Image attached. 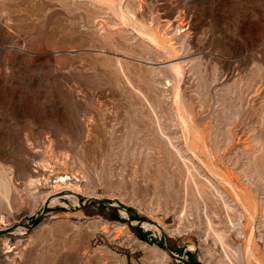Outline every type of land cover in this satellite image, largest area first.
<instances>
[{
  "label": "rangeland",
  "instance_id": "374dc122",
  "mask_svg": "<svg viewBox=\"0 0 264 264\" xmlns=\"http://www.w3.org/2000/svg\"><path fill=\"white\" fill-rule=\"evenodd\" d=\"M0 166V264H264V0H0Z\"/></svg>",
  "mask_w": 264,
  "mask_h": 264
},
{
  "label": "bare ground",
  "instance_id": "6f19581e",
  "mask_svg": "<svg viewBox=\"0 0 264 264\" xmlns=\"http://www.w3.org/2000/svg\"><path fill=\"white\" fill-rule=\"evenodd\" d=\"M141 8V7H140ZM152 8V7H151ZM156 10V9H155ZM125 12H124V10L123 9H121V13L120 14H122L123 16H125V14H124ZM162 20V19H161ZM175 21H177L178 22V20H176L175 19ZM130 22V21H129ZM171 22H174V21H171ZM171 22H169V23H171ZM176 23V22H175ZM183 23V20L182 19H180L179 20V24H182ZM131 24V23H130ZM177 24V23H176ZM176 24H175V27H176ZM188 25V24H187ZM137 27V26H136ZM135 27V28H136ZM139 28H141V27H139ZM180 28H182V27H180ZM142 30H140L139 31V34H145L147 37H149V39H150V36L149 35H152V37L154 36L153 34H151V32L149 31V30H147V29H145V28H141ZM176 29V28H175ZM179 31V30H178ZM141 32V33H140ZM140 36H142V35H140ZM144 36V35H143ZM142 36V37H143ZM145 37V36H144ZM151 37V38H152ZM160 37V36H159ZM153 40V39H152ZM156 39L154 38V41H155ZM157 41V40H156ZM155 41V42H156ZM160 46V45H159ZM172 69L177 73V75L179 76L180 75V65L178 64H173L172 65ZM182 70V69H181ZM263 93V92H262ZM257 95V94H256ZM180 110V109H179ZM184 113V112H183ZM186 117V116H185ZM185 120V119H184ZM48 138V137H47ZM239 138V137H238ZM31 142V141H30ZM49 142V141H48ZM252 143V142H251ZM30 145H31V143H30ZM33 146V145H32ZM45 147V146H44ZM51 147V146H50ZM53 147V146H52ZM37 150H38V148H36ZM42 149V148H41ZM45 151H44V154L46 153V155L45 156H47L49 153L48 152H51L50 150H48V148L47 147H45ZM34 151H36V150H34ZM52 151H53V148H52ZM36 153V152H35ZM48 153V154H47ZM52 153V152H51ZM39 155H41V154H39ZM62 155V154H61ZM68 156V155H67ZM55 157V156H54ZM65 156H63V158H64ZM67 158V157H66ZM58 159V158H57ZM56 159V160H57ZM253 159V158H252ZM44 160V159H43ZM60 160V159H59ZM44 161H46V159L44 160ZM50 161V160H49ZM41 163V162H40ZM62 163V162H61ZM33 164H35L34 162H33ZM37 164V163H36ZM44 164L45 165H47V166H51L50 164H53L52 162H48V161H46V162H44ZM64 164V163H63ZM44 165V166H45ZM54 165V164H53ZM36 166V165H35ZM42 166V165H41ZM77 166V165H76ZM1 167V166H0ZM52 167V166H51ZM36 168V167H35ZM40 168V167H39ZM42 168H44V167H42ZM46 168V167H45ZM44 168V169H45ZM23 170V169H22ZM46 170V169H45ZM20 171V170H19ZM25 172V171H24ZM35 173V172H34ZM81 173V172H80ZM11 176V175H10ZM81 176V175H80ZM25 177H28V176H25ZM30 177H31V175H30ZM29 177V178H30ZM63 177V176H62ZM61 177V180H64L63 178ZM60 178V177H59ZM65 178H67L66 176H65ZM74 178V177H73ZM31 179H33V178H31ZM30 179V180H31ZM85 180H86V178H85ZM26 181V180H25ZM65 181V180H64ZM24 182V181H23ZM36 182V181H35ZM40 182V181H39ZM66 182V181H65ZM18 183V182H17ZM28 183V182H27ZM67 183V182H66ZM3 184V183H2ZM31 184V183H30ZM5 185V184H4ZM18 186V185H17ZM23 188V187H22ZM35 189V188H34ZM45 192V191H44ZM30 193V192H29ZM235 195H236V197H237V200L241 203V204H243V205H245V206H247V208L249 209V210H253V209H256V205H255V202H254V200H252L251 198L248 200V201H246L247 199H243V197H242V195L238 192V191H235ZM248 196V195H247ZM239 203V204H240ZM246 208V207H245ZM244 209V208H243ZM246 211V210H245ZM255 211V210H254ZM252 212V211H251ZM248 213V212H247ZM252 214V213H251ZM252 235V234H251ZM223 236H221V235H219V237H218V239L220 240L221 238H222ZM223 239V238H222ZM221 241V240H220ZM252 247H253V243H252V240H251V238H249L248 239V243H247V245H246V247L243 249V256L244 257H246L247 255H252ZM7 251V250H6ZM5 251V252H6ZM9 251V250H8ZM4 252V251H3ZM13 252V251H12ZM16 253V252H15ZM3 254V253H2ZM12 259V258H11ZM250 264V263H249Z\"/></svg>",
  "mask_w": 264,
  "mask_h": 264
},
{
  "label": "trees",
  "instance_id": "16d2710c",
  "mask_svg": "<svg viewBox=\"0 0 264 264\" xmlns=\"http://www.w3.org/2000/svg\"><path fill=\"white\" fill-rule=\"evenodd\" d=\"M114 216L117 217V218H119V214H118L117 211H114ZM143 238H146V237L144 236ZM161 245H162L163 247H166L162 242H161ZM192 259H193V257H192ZM189 263H190V264H193L192 260H191Z\"/></svg>",
  "mask_w": 264,
  "mask_h": 264
}]
</instances>
